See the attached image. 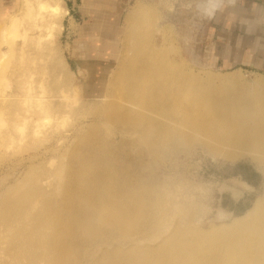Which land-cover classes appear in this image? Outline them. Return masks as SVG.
Returning a JSON list of instances; mask_svg holds the SVG:
<instances>
[{
	"label": "bare ground",
	"instance_id": "1",
	"mask_svg": "<svg viewBox=\"0 0 264 264\" xmlns=\"http://www.w3.org/2000/svg\"><path fill=\"white\" fill-rule=\"evenodd\" d=\"M149 9L138 4L131 11L126 20L134 21L129 41L122 44L120 58L114 62L115 68L99 95L102 103L88 110L92 109L95 118L101 116L127 126L126 136L132 133L135 139L155 148L202 136L209 140L207 145L215 155L233 160L248 154L264 161V113H257L250 102H243L241 93L234 95L228 90L237 88L236 73L222 77L229 83H215L216 78L210 74L205 78L192 72L178 54L169 28L160 26L157 17L146 19ZM69 14L61 0H17L15 7L4 10L0 37L5 47L0 49V62L9 52L39 55L36 71L28 72L38 73L40 66L44 79L34 89L23 88L19 79L13 91L0 99V117L5 113L10 116L7 128L0 134V145L12 141L18 133L22 136L24 127L28 128V135H38L48 119L53 122L50 132H56L61 117L82 109L74 106L82 99L76 101L73 90L66 91L63 84H57V77H52L58 67L66 69L64 60L52 62L57 52V38L52 32L63 31V20ZM26 33L30 43L25 49L19 48L13 39ZM20 68L19 74L26 79L27 71L23 73ZM2 71H8V64L2 65ZM48 79L52 80L51 86L43 90ZM263 85L260 78L252 87L244 85L242 89L261 99ZM21 100L27 101L21 103L23 107L19 106ZM72 129L74 126L68 131ZM54 134V140L59 142L60 133ZM77 160L82 161L80 168L87 161L86 156ZM96 181L92 180L88 188H96ZM77 186L81 189L83 183ZM105 193L112 191L103 190ZM110 196L112 201L100 204L91 193L84 200H76L70 207L72 213L62 222L70 220L52 225V232L48 231L52 199L47 194L38 189L7 196L0 202V264H264V224L255 222L264 216L263 199H258L236 221L235 229L219 233L217 242L223 249L211 255L199 241L213 237V233L197 234L192 228L188 232L193 233L194 239L184 236L178 227L149 239L151 242H142L147 238H131L150 227L154 210L161 211L162 198L154 190L121 191ZM115 197L120 198L123 207L114 204ZM228 226L218 228L225 232ZM238 232L240 237L235 235Z\"/></svg>",
	"mask_w": 264,
	"mask_h": 264
},
{
	"label": "rangeland",
	"instance_id": "2",
	"mask_svg": "<svg viewBox=\"0 0 264 264\" xmlns=\"http://www.w3.org/2000/svg\"><path fill=\"white\" fill-rule=\"evenodd\" d=\"M14 1L16 4L11 0H0V24L5 19L4 10L17 5V0ZM89 1L91 0H87V6H90ZM247 1L249 0H220V10L208 18L198 11L201 0H101L98 6L107 7L109 4L110 12L116 9L117 2V30L115 34L107 35V38L113 36L115 40L112 48L110 45L100 46L104 39L99 42L97 34L87 35L90 23L86 22L84 26L79 20L75 22L69 20V15L66 16L63 31L53 29L52 32L57 38L55 47L58 52L53 54L52 62L60 60L63 63L64 60L66 69L58 67L52 77H57V84H63L66 91L73 90L76 101L82 99L80 103L75 101L77 105L74 104L76 108L82 109L60 118L56 129L61 135L58 136L60 143L54 140L57 135L54 133L57 131L50 132L53 122L48 119L38 135H28V128L24 127L22 136L18 133L15 139L0 145V202L17 192H35L39 189L52 199L48 208L51 225L48 231L52 232V225L69 221L67 218L62 222V219L72 213L70 207L76 200H84L89 193L100 204L112 201L111 194L121 191L137 193L149 188L162 198L161 211L154 210L148 222L150 227L139 230L132 235V239L147 238L142 242H151L149 239L163 236L177 227L184 236L189 235L190 239H194L193 233L188 232L192 228L197 234L213 233V237L199 242L209 250V254H218L223 249L217 242L219 233L235 229L238 224L236 221L243 218L258 199L264 200L263 159L248 154L233 160L225 159L213 154L207 145L209 140L202 136L194 140H180L173 145L165 143V146L155 148L150 143L135 139L132 133L126 136L124 133L127 126L118 125L101 116L95 118L92 109L88 110V107H96L102 103L99 95L104 91L117 58H120L122 44L129 41L128 35L131 36L132 33L134 21L126 20L135 6L141 4L150 8L151 12L146 19L157 17L160 26L169 28L178 54L192 72L205 78L210 74L216 78L215 83L221 82L222 77L228 78L236 73L237 88L227 85L230 87L228 90H232L231 94L234 95L241 93L239 97L243 102H250L257 113H264V95L258 99L250 90L242 89L244 85L252 87L260 78L264 82V53L257 52L254 62H234V65H225L214 55L218 31L229 32L233 29L230 24L242 14V7ZM258 1L263 4L260 16L264 25V0ZM61 3L67 9L71 5L70 0H61ZM91 13L92 11L88 12L87 20L92 16ZM76 18L79 19L77 15ZM236 29V34L241 37L242 34ZM92 36H95L94 40H90ZM13 40L15 44H20L19 48L22 46L24 49L30 43L28 33ZM95 44L101 52H97L99 48L93 49L96 48ZM261 45L264 49V43ZM3 47L5 45L0 37V49ZM257 60L262 63L257 64ZM39 61V55L31 52L5 54L0 63L3 66L8 64V71L3 72L2 65L0 66V99L13 91L19 79L22 80L23 88L34 89L44 79L40 66L38 73L28 71H36ZM20 67H23V73L27 71L26 79L24 74H19L22 70ZM48 82L43 90H48L51 86L52 80L48 79ZM245 82L246 84H242ZM221 83L229 82L227 80ZM211 89L212 86L209 90ZM25 94L26 92L22 99ZM19 102L20 107H23L21 103L27 104L25 100ZM9 118L7 113L0 117V134L7 128L6 120ZM72 126L74 129L68 131ZM222 149L226 150V147ZM83 156H86L87 161L81 169L82 161L77 159ZM92 180H97L96 188H88L87 185ZM80 182L83 183L81 189L77 186ZM85 187L87 190L84 192L82 189ZM103 190H110L112 193L105 195ZM113 202L116 206L123 207L120 198L115 197ZM255 222L258 225L264 224V216ZM224 224L229 226L222 232L224 229L218 227ZM212 227L217 228L212 231ZM235 235L240 237L241 233ZM254 235L256 236V232Z\"/></svg>",
	"mask_w": 264,
	"mask_h": 264
},
{
	"label": "crops",
	"instance_id": "3",
	"mask_svg": "<svg viewBox=\"0 0 264 264\" xmlns=\"http://www.w3.org/2000/svg\"><path fill=\"white\" fill-rule=\"evenodd\" d=\"M70 2L71 5L68 7L70 12L69 20L72 19L75 22L79 20L81 25L84 26L86 22L90 23L91 28L87 35L97 34L96 39L99 42H101L100 39H104V42L100 46L109 47L110 45V48H112L115 40L113 36L107 38V35L115 34L117 30V19H119L117 2L116 9L112 10V12L109 11L111 10L108 8L109 4H107V7L102 6L103 8L98 6L101 4V0L99 3L98 0L89 1L90 6H87V0H70ZM262 5L258 0L247 1L242 7V14L235 17L232 24H230L233 29H230L229 32L225 30L218 31V37L214 42V55L225 65H234V62L243 64L250 63L251 61L254 62L256 61L254 58L257 56V52L264 53V49L261 47V44L264 43V25L260 16ZM89 11H92V16L88 17L87 20L86 16ZM76 15L79 19L76 18ZM236 28L242 34L241 37L236 34ZM94 37L92 36L90 40H94ZM95 47L93 48L94 50L99 48L97 44H95ZM99 51L101 52L100 48L97 52ZM260 62L257 60V64L260 65L262 63ZM98 81L100 80L98 79Z\"/></svg>",
	"mask_w": 264,
	"mask_h": 264
},
{
	"label": "clouds",
	"instance_id": "4",
	"mask_svg": "<svg viewBox=\"0 0 264 264\" xmlns=\"http://www.w3.org/2000/svg\"><path fill=\"white\" fill-rule=\"evenodd\" d=\"M219 4L220 0H201L200 5L198 6V11L200 15L211 18L218 10H220Z\"/></svg>",
	"mask_w": 264,
	"mask_h": 264
}]
</instances>
